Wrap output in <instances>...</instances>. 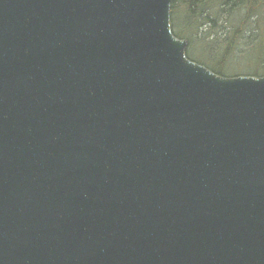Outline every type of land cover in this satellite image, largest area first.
Listing matches in <instances>:
<instances>
[{
	"label": "water",
	"instance_id": "95a60500",
	"mask_svg": "<svg viewBox=\"0 0 264 264\" xmlns=\"http://www.w3.org/2000/svg\"><path fill=\"white\" fill-rule=\"evenodd\" d=\"M171 2L0 0V264H264V75Z\"/></svg>",
	"mask_w": 264,
	"mask_h": 264
},
{
	"label": "trees",
	"instance_id": "16d2710c",
	"mask_svg": "<svg viewBox=\"0 0 264 264\" xmlns=\"http://www.w3.org/2000/svg\"><path fill=\"white\" fill-rule=\"evenodd\" d=\"M170 21L174 35L187 39V56L213 72L264 74V0H172ZM194 44L206 58L190 53ZM239 60L252 69L229 72L228 66Z\"/></svg>",
	"mask_w": 264,
	"mask_h": 264
},
{
	"label": "rangeland",
	"instance_id": "374dc122",
	"mask_svg": "<svg viewBox=\"0 0 264 264\" xmlns=\"http://www.w3.org/2000/svg\"><path fill=\"white\" fill-rule=\"evenodd\" d=\"M181 23V20H180ZM177 27L180 29L181 25L178 23ZM190 53L194 56L197 57H201V58H206L205 55L202 53L201 51V46L194 44L191 48H190ZM251 66L246 63L244 60H239L238 62H232L229 66H228V71L229 72H244V71H249L251 70Z\"/></svg>",
	"mask_w": 264,
	"mask_h": 264
}]
</instances>
